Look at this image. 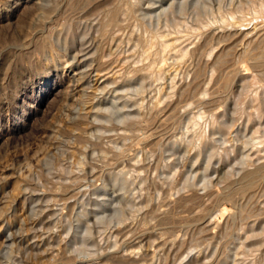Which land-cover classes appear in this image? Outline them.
<instances>
[{
    "label": "rangeland",
    "instance_id": "374dc122",
    "mask_svg": "<svg viewBox=\"0 0 264 264\" xmlns=\"http://www.w3.org/2000/svg\"><path fill=\"white\" fill-rule=\"evenodd\" d=\"M260 59L264 0H0V264H264Z\"/></svg>",
    "mask_w": 264,
    "mask_h": 264
},
{
    "label": "bare ground",
    "instance_id": "6f19581e",
    "mask_svg": "<svg viewBox=\"0 0 264 264\" xmlns=\"http://www.w3.org/2000/svg\"><path fill=\"white\" fill-rule=\"evenodd\" d=\"M89 7V6H88ZM99 7V6H98ZM101 7V6H100ZM112 9V8H111ZM110 9V10H111ZM116 14H117V10H115V9H113V11L111 10V11H109V16H110V18H111V22H114V20H115V18H116ZM185 24V23H184ZM225 24V23H224ZM237 24V23H236ZM235 24V25H236ZM109 26V25H108ZM112 26V25H111ZM192 28V27H191ZM106 29H108V28H106ZM106 29L104 28V27H101L100 28V33H102L103 35L105 34V31H106ZM193 30H194V28H193ZM195 31H196V29H195ZM240 32V31H239ZM200 36V35H199ZM107 37H108V35H107ZM161 37V36H160ZM148 38V37H147ZM155 38V37H154ZM165 38V37H164ZM149 39H150V37H149ZM148 39V40H149ZM151 39H153V38H151ZM161 39V38H160ZM143 40H145V38L143 39ZM165 40H166V38H165ZM164 40V41H165ZM177 40V39H176ZM190 40V39H189ZM155 41V40H154ZM160 41V40H159ZM164 41H162L161 43H163ZM175 41V40H174ZM174 41H172L171 40V42H174ZM224 41V40H223ZM148 43V42H147ZM154 42H152V44H153ZM185 43V42H184ZM166 44V43H165ZM190 44V43H189ZM143 45V44H142ZM150 46H153V45H150ZM162 47H163V44L161 45ZM167 46V45H166ZM165 46V47H166ZM169 47V46H168ZM176 47H177V45H176ZM150 48V47H149ZM167 48V47H166ZM165 48V49H166ZM170 48V47H169ZM173 48H175V47H173ZM178 48H179V45H178V47H177V51H178ZM165 49L163 50V51H165ZM160 50H162V49H160ZM167 50H170V49H168L167 48ZM166 50V51H167ZM182 50V49H181ZM185 50V49H184ZM262 50V49H261ZM165 51V52H166ZM175 51H176V49H175ZM176 51V52H177ZM147 52V51H146ZM162 52V51H161ZM185 52V51H184ZM263 52V51H262ZM157 53V52H156ZM166 53H168V52H166ZM172 53H173V51H172ZM175 53V52H174ZM183 54V53H182ZM164 55H165V53H164ZM166 56H168L167 54H166ZM180 56V55H179ZM184 56V55H183ZM258 57V56H257ZM165 58V57H164ZM184 58V57H183ZM190 58V57H189ZM221 58V57H220ZM146 59V58H145ZM186 59V58H185ZM249 60H250V58H248ZM255 59V58H254ZM253 59V60H254ZM179 60V59H178ZM135 62V61H134ZM163 62V61H162ZM256 62V61H255ZM254 62V63H255ZM181 63V62H180ZM253 63V64H254ZM258 65H260V66H263L264 67V59H260L259 61H257L256 62ZM255 63V64H256ZM218 64V63H217ZM181 65V64H180ZM196 65V64H195ZM178 66V65H177ZM173 69V68H172ZM171 71V70H170ZM146 72H148L147 70H146ZM172 72V71H171ZM142 78V77H141ZM159 92V91H158ZM200 116V115H199ZM192 120H194V119H192ZM194 122V121H193ZM197 123V122H196ZM133 126V125H132ZM130 127H131V125H130ZM146 134V133H145ZM201 135V134H200ZM200 135H199V137H200ZM263 172H264V165H262L260 168H258V170L256 171V172H251V173H246L245 175H244V177H243V179H244V181H252L254 178H256L257 176H259V174L260 173H262L263 174ZM247 184H249L248 182H247ZM241 185H243V184H241ZM250 185V184H249ZM248 186V185H247ZM246 185H245V187H247ZM250 186H252V185H250ZM244 187V188H245ZM242 188V187H241ZM240 190V189H239ZM239 190H237V191H239ZM242 190V189H241ZM240 192V191H239ZM240 216V215H239ZM128 257V256H127ZM129 258V257H128ZM114 260V259H113Z\"/></svg>",
    "mask_w": 264,
    "mask_h": 264
}]
</instances>
